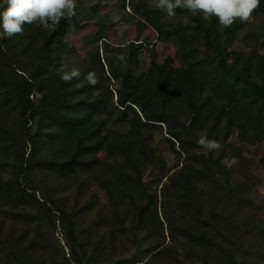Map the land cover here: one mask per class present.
I'll use <instances>...</instances> for the list:
<instances>
[{
	"label": "trees",
	"instance_id": "obj_1",
	"mask_svg": "<svg viewBox=\"0 0 264 264\" xmlns=\"http://www.w3.org/2000/svg\"><path fill=\"white\" fill-rule=\"evenodd\" d=\"M120 1L155 39L100 33L89 46L111 49L83 56L73 36L113 26L106 0H76L54 31L0 37V264H264V0L223 30ZM183 33L189 43L171 44ZM144 51L149 69L134 73ZM73 68L80 77L63 81ZM207 91L230 106H210ZM205 131L218 151L197 143ZM160 140L172 165L149 147Z\"/></svg>",
	"mask_w": 264,
	"mask_h": 264
},
{
	"label": "clouds",
	"instance_id": "obj_2",
	"mask_svg": "<svg viewBox=\"0 0 264 264\" xmlns=\"http://www.w3.org/2000/svg\"><path fill=\"white\" fill-rule=\"evenodd\" d=\"M6 5L0 11V37H12L23 34L24 25H37L48 31H54L62 19L75 16L76 0H3ZM175 17L176 10L190 15L183 17L185 26L194 22L190 17L201 16L204 21L211 22L215 17L220 29L231 27L237 19L247 22L253 12L259 8L260 0H151L149 5ZM81 72L73 68L70 72H63L61 79L65 82L79 78ZM89 84L97 83L94 72L86 76ZM197 143L208 150L218 151L221 143L215 139H208L207 132H202Z\"/></svg>",
	"mask_w": 264,
	"mask_h": 264
},
{
	"label": "rangeland",
	"instance_id": "obj_3",
	"mask_svg": "<svg viewBox=\"0 0 264 264\" xmlns=\"http://www.w3.org/2000/svg\"><path fill=\"white\" fill-rule=\"evenodd\" d=\"M101 14L110 17L114 22L113 26H102V25H96L92 24L90 30H84L75 36H73V39L78 40L81 44L79 45L80 50L82 51L83 56H88L90 53L91 48L94 50L98 48V46L106 47L108 49H111V47L108 45L110 43L112 44H120L123 42H127L129 40H143L145 43L152 41L155 39V33L151 28H149L146 25H139L138 19H136L128 10L127 5H125L124 9L122 7V2L120 0H106V2L100 7ZM85 26L81 25L78 29H83ZM113 28V29H111ZM103 33L105 35V38L108 42H101V43H94L92 47L89 46V44L92 42V38L96 37V34ZM69 39H72L70 35H68ZM70 44H73L75 41H70ZM190 42V37L188 33H183L180 36L173 38L171 44L180 43V45H185L186 43ZM99 48V49H100ZM162 51L163 55L168 58V61L170 64L175 65L176 61L174 58V50L163 43L160 44L159 52ZM150 51H144L141 54L140 62L137 66L134 68V73H145L150 66ZM102 55V53H100ZM103 57L105 58V54H103ZM163 58V57H162ZM106 59V58H105ZM206 99L209 101V105L216 108H227L230 106V103L226 100V98L221 95L214 92L207 91L205 93ZM161 137V136H160ZM149 147L151 150L157 154H163L166 157V163L167 165H172L173 163V155L172 152L168 146L167 143H165L163 140L151 142L149 144ZM261 149L264 150V144H261ZM264 162V160H263ZM259 188V199H264V175L262 177V180L258 183ZM255 214L260 215L261 218L264 220V204L259 203L254 207ZM250 211V213H252ZM56 238L59 242L62 241L61 234H56ZM264 251V248L262 249ZM128 252V251H125ZM253 260V259H252Z\"/></svg>",
	"mask_w": 264,
	"mask_h": 264
}]
</instances>
